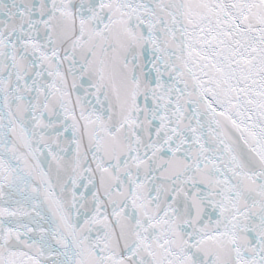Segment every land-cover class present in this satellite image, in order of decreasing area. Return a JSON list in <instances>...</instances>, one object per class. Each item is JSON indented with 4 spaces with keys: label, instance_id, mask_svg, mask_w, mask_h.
Returning <instances> with one entry per match:
<instances>
[{
    "label": "snow or ice",
    "instance_id": "snow-or-ice-1",
    "mask_svg": "<svg viewBox=\"0 0 264 264\" xmlns=\"http://www.w3.org/2000/svg\"><path fill=\"white\" fill-rule=\"evenodd\" d=\"M0 264H264V0H0Z\"/></svg>",
    "mask_w": 264,
    "mask_h": 264
}]
</instances>
